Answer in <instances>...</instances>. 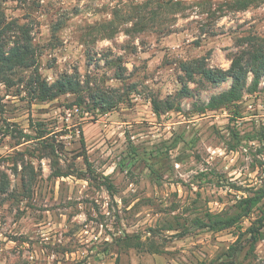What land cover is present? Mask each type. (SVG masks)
Masks as SVG:
<instances>
[{
  "label": "rangeland",
  "instance_id": "1",
  "mask_svg": "<svg viewBox=\"0 0 264 264\" xmlns=\"http://www.w3.org/2000/svg\"><path fill=\"white\" fill-rule=\"evenodd\" d=\"M228 2L4 3L9 17L29 25L48 82L76 72L92 87L125 95L100 113L69 106L72 94L30 102L24 92L0 84V127L14 123L32 135L17 144L0 131V179L5 173L10 180L8 191L0 192V264H215L236 240L249 237V226L264 223L263 197L235 226L206 225L208 214L233 215L242 197L264 191V76L236 112L199 110L231 79L220 85L188 81L191 92L183 93L181 61L205 58L226 69L246 46L241 36L264 35V3L242 10ZM121 68L123 82L114 77ZM149 96L173 108L156 114ZM33 128L63 147L59 167L70 174L51 175V157ZM131 148L137 150L133 159ZM21 158L35 169L29 195L21 187ZM235 258L264 264V235Z\"/></svg>",
  "mask_w": 264,
  "mask_h": 264
},
{
  "label": "trees",
  "instance_id": "2",
  "mask_svg": "<svg viewBox=\"0 0 264 264\" xmlns=\"http://www.w3.org/2000/svg\"><path fill=\"white\" fill-rule=\"evenodd\" d=\"M7 0H0V84L6 88H15L16 94L25 93L30 102H46L58 98L61 95L72 94L74 100L69 106L76 108L87 109L94 108L100 113H106L118 104L124 101V95L114 87H92L89 82L79 79L76 72H63L59 74L53 82H48L39 70L37 59V46L33 42L31 29L27 23H20L17 18L9 17L5 12L3 5ZM264 0H230L228 4L234 9H247L251 4L260 5ZM140 11L136 12L139 13ZM59 22L53 25V32L60 28ZM112 25V24H111ZM110 25V27H111ZM243 46L241 50L235 52L228 68L212 67L208 65L205 58H194L189 61H181L180 69L184 72V88L185 94L191 92L187 87V82L197 83L204 81L212 85H220L231 79V84L228 88L211 95L208 101L199 108L201 112L207 110H217L220 108H232L236 112L235 107L242 100L243 96L255 92L261 78L264 76V35L256 33L246 34L241 36ZM120 67V66H119ZM114 77L119 81H124L125 75L122 68L114 72ZM136 88H132L135 91ZM180 94V93H179ZM152 110L156 114L161 111L172 109V104L161 106L158 98L149 96ZM87 105L89 107L87 108ZM176 107H179L178 105ZM6 126L0 127L2 135L17 139V144L20 140H29L32 138L29 133L17 127L14 123L6 122ZM13 125L14 127H11ZM35 139L44 141L42 148L44 155L51 157V175L54 177H62L70 174L64 172L59 167V157L57 153L62 150V146H58L52 142H46L45 136L48 134L42 128H33ZM263 143V142H262ZM128 157L133 159L137 155V150L131 148ZM85 167L89 172H92L91 162L86 155H83ZM21 169L19 171L21 187L30 194L32 186L36 180L35 169L32 163L21 158ZM14 172H17V164L14 167ZM10 186V180L5 173L0 179V192H7ZM264 197V191L259 190L254 195L242 197L237 204L238 211L233 215L208 214L207 227L211 230H221L235 226L237 221L251 213L252 208ZM199 224H203L195 219ZM249 237L243 242L236 240L235 243L229 246L226 259H220L215 264H239L236 261V254L240 252L246 243L250 247L264 235V223L259 219L258 226H249L247 228Z\"/></svg>",
  "mask_w": 264,
  "mask_h": 264
}]
</instances>
